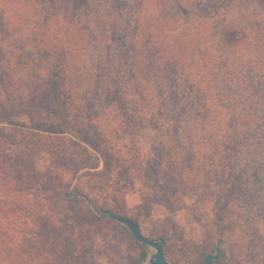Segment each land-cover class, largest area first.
<instances>
[{"label":"trees","instance_id":"1","mask_svg":"<svg viewBox=\"0 0 264 264\" xmlns=\"http://www.w3.org/2000/svg\"><path fill=\"white\" fill-rule=\"evenodd\" d=\"M24 1L31 7L35 5L31 0ZM85 1L71 0L75 9L70 17L57 12L56 1L46 8L39 2L42 6L39 15L49 20L52 17L58 21L64 19L68 26L73 25L75 13ZM112 1L114 6L109 9H117V17L110 11L112 26L105 24L109 27L105 32L117 34L124 46L125 37L128 38L132 30L134 51L140 57L135 74L137 110L150 115L153 130L166 127V133L171 132L166 138L169 153L165 157L157 154V166H163L165 160L175 165V172L180 171V174L151 177L154 196L169 212L183 211L195 218L200 211L195 203L185 199L182 184L186 179L196 186L197 182L189 177L204 168L211 170L221 166L224 172L229 170L230 176L234 172L233 165L241 158L248 159L249 165L263 160L264 63L256 66L254 58L258 52L253 54L249 47L254 40L263 41V24L259 26L253 21L259 31L253 30L252 22L245 16L248 10L233 12L236 9L233 0ZM50 11L54 13L52 16ZM15 13L9 14L11 19ZM106 13L103 20L105 15H110ZM236 13L240 18H235ZM119 20L122 21L121 31ZM61 29L62 26H58L56 31ZM261 48L263 58V46ZM43 55L47 63L42 69L43 83L28 94V104L40 111L63 113V119L59 124L37 120L32 110L24 109L23 102L15 106L0 103V264H101L87 257L89 247L95 246L93 240L81 245L76 232L104 220L114 221L111 214L136 223L140 216H124L118 211L92 206L79 188L71 186L73 176L64 177V174H75L72 157L68 153L58 162L51 138L70 129L65 128L67 107L61 100V75L68 58L63 48L57 52L43 48ZM255 68L263 71L259 78L250 76ZM255 106L262 108L256 111ZM20 116L27 117L28 123L16 119ZM99 139L102 143L103 136ZM179 146L184 153L175 156L171 151ZM42 151L50 154L53 165L39 173L35 170L34 155ZM109 151L111 148L105 146L97 148L104 167L111 165ZM202 160L205 163H201ZM252 169L255 173L259 170L254 166ZM35 187L42 189L43 200L34 196ZM51 196L65 204L78 203L84 209L61 214L51 206ZM228 197L226 194L225 198ZM229 201L232 200H227L224 209L219 214L215 212L207 223L199 248L202 264L207 254L216 251L220 255L212 264H229L228 259L242 255L240 249L236 250L237 244L224 239L225 234H229L226 220L232 217ZM168 230L149 237L164 238ZM171 238L172 232L166 241ZM166 241L163 243L165 254L168 252ZM138 242L137 263L147 264L149 248L144 242Z\"/></svg>","mask_w":264,"mask_h":264},{"label":"rangeland","instance_id":"2","mask_svg":"<svg viewBox=\"0 0 264 264\" xmlns=\"http://www.w3.org/2000/svg\"><path fill=\"white\" fill-rule=\"evenodd\" d=\"M55 1L60 15L70 17L74 12L71 0H31L35 2L33 7L25 4L24 0H0V103L15 106L23 102L24 109L32 110L37 120L59 124L63 113L40 111L28 104L27 96L43 83L42 69L47 64L44 63L43 48L51 52L63 48L68 65L61 75V100L67 107L65 128L70 129L63 134H53L51 141L59 157L56 158L58 162L61 156L71 154L75 174H64L65 178L73 176L71 186L79 188L92 206L118 211L124 216H140L138 223L146 236H157L169 229L164 239L166 241L171 232L172 238L166 241L168 252L165 255L172 264H202L199 248L207 223L215 212L219 214L224 209L227 200H232L228 203L232 217L230 221L226 220L229 234H225L224 239L237 244L236 250L240 249L242 255L232 257L228 262L264 264V142L263 160H258L254 165L247 164L246 158L237 160L232 176L228 175L229 170L224 172V167L215 166L211 170L204 168L189 177L197 182L196 186L186 179L182 184L185 199L199 207L198 216L193 218L183 211L171 213L166 210L154 196L155 187L151 177L173 175L176 171L175 165H169L165 160L163 166L158 167L156 163L157 154L165 157L169 153L170 144L166 138L171 132L167 131V134L166 127L153 130L150 115L137 110L135 74L140 57L134 51L132 30L128 38L125 37L127 44L124 46L117 39V34L105 32L109 27L104 25L112 26L109 22L117 12L115 8L114 11L109 9L114 6L112 0L82 2L75 13L76 20L69 26L64 19L58 21L52 17L49 20L47 16L39 15L42 6L50 7ZM233 1L236 8L233 12L248 10L245 16L252 22L253 30L259 31L253 21H257L259 26L263 24V41L254 40L249 46L253 54L254 51L258 52L254 61L260 67L264 63V55L262 58L260 51L263 46L264 54V0ZM39 2L44 5H38ZM11 12H16L12 19L9 15ZM50 12L52 16L54 13ZM105 12L110 15H105L103 20ZM236 14L235 18H240ZM261 19L263 22H260ZM117 23L121 31L122 21ZM58 26H62V29L57 32ZM256 33L255 38L258 36ZM42 36H45L44 40ZM60 43L65 44L62 46ZM262 72L255 68L250 76L259 78ZM261 108L255 106L256 111ZM16 119L28 123L25 116ZM100 135L103 136L102 143ZM104 146L111 148L108 154L111 165L108 167L103 166L104 162L97 152V148ZM171 152L175 156L184 153L180 146ZM34 160L35 170L39 173L53 165L50 154L45 151L35 154ZM201 163H205L204 160ZM57 165L54 163V166ZM168 166L170 168L167 169ZM253 166L259 169L257 173L252 171ZM177 173L180 174V171L174 174ZM33 193L37 199L43 200L40 187H35ZM226 194L228 198H225ZM60 201L54 196L50 198L53 209L61 214L84 209L78 203L65 204ZM113 220L115 222L104 220L80 229L76 232L77 242L88 245L93 240L95 246L89 247L87 257L101 264H138L140 243L132 238L124 224ZM148 248L150 256L152 248ZM241 260L248 262L241 263Z\"/></svg>","mask_w":264,"mask_h":264},{"label":"water","instance_id":"3","mask_svg":"<svg viewBox=\"0 0 264 264\" xmlns=\"http://www.w3.org/2000/svg\"><path fill=\"white\" fill-rule=\"evenodd\" d=\"M111 217L117 220L118 222L124 224L138 241L144 242L148 247L152 248L151 254L148 258V264H172L166 258L164 252V248H163V243L165 242L164 238L153 239L149 236L144 235L140 229L139 224L127 217H123L115 214H111ZM219 255L220 254L217 251L213 254H207L204 257V264H212V261L218 259Z\"/></svg>","mask_w":264,"mask_h":264}]
</instances>
